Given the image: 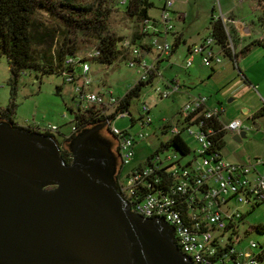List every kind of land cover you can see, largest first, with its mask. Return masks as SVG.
<instances>
[{"label": "built area", "instance_id": "built-area-1", "mask_svg": "<svg viewBox=\"0 0 264 264\" xmlns=\"http://www.w3.org/2000/svg\"><path fill=\"white\" fill-rule=\"evenodd\" d=\"M160 2L163 8L159 20H146L143 26L151 53H155L157 59L148 62L146 56H142L141 48L132 44V38L122 43L132 55L128 66L137 72L138 81L141 82L150 79L156 71L158 60L171 57L173 52L175 39L171 44L168 38L176 34L172 17L175 1ZM219 19L223 21L229 36L228 51L235 58L240 45L233 41V29L230 27L233 21L223 16ZM90 56L92 59L98 58L100 53L94 50ZM194 56L201 57L204 66L213 69L222 63L225 54L224 49L217 46L215 39L209 35L200 44L189 48L185 63L187 68L194 66ZM65 63L80 70L75 75H65L66 81L75 85L77 108L96 106L101 109L100 116L105 117L106 121L113 119L111 116L116 114L120 100L111 92L103 94L91 90V68L86 56L78 54L67 58ZM157 75L161 73L157 72ZM179 89V84H174L164 92L160 89L158 92L161 98H168ZM220 113V109L208 106L206 97H189L180 111L182 119L175 124L163 120L161 129L167 128L171 134L169 139L183 135L193 137L199 144L198 150L188 155H193V158L185 160L176 151L163 157L155 153L143 164L124 173L116 180L117 186L134 213L146 219L163 218L174 228L176 245L194 264H264L258 259L257 242L250 241L247 249L236 247L242 236L241 220L247 213L243 208H255L264 202V161L257 159L249 163H231L224 159L222 151L215 147V131L208 122L211 118L222 122ZM124 117H129L128 113L116 115L108 125L118 142L117 151L123 168H126L135 159L138 142L150 138V133L145 130L153 124V118L150 106L144 104L140 121L142 130L131 135L129 131H120L114 126L118 118ZM222 123L219 131L237 135L244 131L240 119ZM28 130L55 135L59 128L49 125L45 128L34 126ZM75 131L73 127L72 133Z\"/></svg>", "mask_w": 264, "mask_h": 264}, {"label": "water", "instance_id": "water-1", "mask_svg": "<svg viewBox=\"0 0 264 264\" xmlns=\"http://www.w3.org/2000/svg\"><path fill=\"white\" fill-rule=\"evenodd\" d=\"M103 128L77 135L67 163L54 137L0 122V264H194L165 219L123 199Z\"/></svg>", "mask_w": 264, "mask_h": 264}, {"label": "rangeland", "instance_id": "rangeland-1", "mask_svg": "<svg viewBox=\"0 0 264 264\" xmlns=\"http://www.w3.org/2000/svg\"><path fill=\"white\" fill-rule=\"evenodd\" d=\"M87 3H95L96 0H84ZM124 0H110L109 8L111 17L109 30L122 40H129L134 33L136 26L135 19L130 18L126 13ZM155 7L150 10V16L154 19L160 18L162 2L160 0H150ZM173 25L175 33H181L185 38V43L181 44L176 54L171 58V64H166L160 69L152 84L143 87L140 96L133 99L130 113L135 119L142 116V107L147 104L151 108L153 124L146 128L150 133V138L144 142H138L135 147V159L131 165L124 168V173H128L134 167L146 162L150 155L155 154L162 142L167 141L171 134H163L161 126L163 120L170 123H177L181 120L180 111L188 102L187 89L192 96H204L208 99V105L224 110L223 117L228 123L232 119L243 118L245 137L238 142L234 139L236 134L228 132L224 136L225 156L228 160L237 154L242 157L244 163L257 159L264 161V116L257 115L264 105V47L252 46L245 56H240L238 63H234L229 57H224L222 63L214 68L205 67L203 60L199 56H194V66L187 68L188 59L187 48L200 44L201 40L210 35L209 25L214 17L221 18L222 13L229 10L236 11L234 15L241 17V10H236L242 0H174ZM252 1V0H251ZM43 19L46 14L40 15ZM244 21L250 22L255 17L264 20V9L255 6L254 11L249 13ZM243 19V18H242ZM264 38V32L260 35ZM260 36L247 38L243 46L238 47V51L243 47L258 40ZM261 38V39H262ZM174 36L170 35L168 41L173 44ZM81 55L86 56L90 65V78H92L91 89L94 92H111L114 97L120 99L124 97L138 82L139 75L128 66V61L118 60L112 65L101 64L91 58L96 44L93 37H82ZM155 53L147 56L148 62H153ZM242 72V73H240ZM37 72L26 70L18 79L16 89L17 113L14 123L17 127L45 128L55 125L59 131L55 134L58 139L60 135L69 136L74 126V115L70 108L76 110L75 85L68 83L62 74H53L43 78L37 77ZM191 75V76H190ZM11 78L7 57L0 53V109L5 108L10 101ZM176 78L182 85L178 92L171 93L168 98H161L158 89L163 92L167 89L164 81ZM247 79V81H246ZM251 84V86L249 85ZM140 122V121H139ZM132 127L130 117L118 118L114 126L120 131H129L131 135L138 134L142 127L140 123ZM258 126V127H256ZM185 142L189 145L192 154L198 150L199 144L193 137L183 135ZM173 154L172 150L164 155ZM225 157V158H226ZM193 155L185 160L192 159ZM226 158V159H227ZM125 178V177H124ZM252 207H244L247 212L240 224V242L236 244L238 249L248 248L250 241H255L264 245V234L259 233L257 227L264 225V202Z\"/></svg>", "mask_w": 264, "mask_h": 264}, {"label": "trees", "instance_id": "trees-1", "mask_svg": "<svg viewBox=\"0 0 264 264\" xmlns=\"http://www.w3.org/2000/svg\"><path fill=\"white\" fill-rule=\"evenodd\" d=\"M124 1L122 4L125 5L127 15L135 19L136 22L134 33L131 37L132 44L140 47L142 56L147 58L152 53L147 41L148 35L143 33V26L146 20L156 21L150 16V10L155 7V4L150 0ZM109 2L110 0H96L95 3H87L84 0H0V53L7 57L11 74L9 80L10 101L5 108L0 109V122L17 126L14 123V117L17 113L16 89L20 75L24 74L26 70L37 72V77L39 78L53 74L65 76L79 73V69L76 70L74 67L67 66L65 61L67 58L81 53L80 39L82 37H93L95 39L96 44L93 49L99 51L100 56L93 60L101 64L112 65L120 59L126 61L132 59L130 51L122 46L125 40H122L109 30L111 17V9L108 7ZM256 2L264 9V0H256ZM42 14H46L47 18L43 19L42 16L40 17ZM262 25L264 26L263 19ZM209 30L210 35L216 41V45L224 49L225 57H229L236 64L240 56H245L252 46L264 47V38L255 40L243 47L237 52L235 58H232L231 51H228L229 36L223 21L213 17ZM232 32L233 41L236 45H239V37L236 30L233 29ZM181 44H183L182 38L176 37L172 56L177 52ZM212 70L214 71V68ZM157 72H160L158 65L156 71L151 74L147 82L138 81L124 97L120 98L116 114H112L111 117L114 118L118 114L128 113L132 121V127L141 121V117L140 119H135L130 113L131 104L133 99L140 96L143 87L153 83L158 76ZM170 85L174 84H168L169 87L167 89L170 88ZM70 111L74 115L73 127L76 131L69 138L63 135L59 140L54 134H43L54 137L57 140L61 148L62 158L67 163L72 162L70 144L77 135L104 125V131L112 136L110 127L106 124V118L100 116V108L96 106L88 107L87 109L79 107L76 110L70 108ZM223 113V110H221L220 119L225 122ZM258 116H264V105L257 115L254 116V119ZM208 122L215 131L213 138L215 147L223 153L226 132L219 131L223 123L217 118H211ZM166 129H161L163 134L168 133ZM31 132L36 133L34 131ZM112 138L114 154L119 159L117 142L114 136ZM168 150L178 152L184 159L191 153L189 145L181 136L162 142L155 153L163 154ZM123 175L124 168L120 161L115 179L118 180ZM253 209L254 207L250 210ZM257 230L259 233L264 234V225L258 226ZM258 252V259L264 261V245L259 244Z\"/></svg>", "mask_w": 264, "mask_h": 264}, {"label": "crops", "instance_id": "crops-1", "mask_svg": "<svg viewBox=\"0 0 264 264\" xmlns=\"http://www.w3.org/2000/svg\"><path fill=\"white\" fill-rule=\"evenodd\" d=\"M257 5V2H256V0H247L246 1V3L245 2H242L238 7H235V9L236 10H241V12H242V16L239 18V17H236L235 15H234V12H236V11H233V10H229V11H227V12H223L222 14V16L223 17H225V18H230V19H232V23H231V25H230V27L232 28V29H235L236 30V32H237V35H238V37H239V45L240 46H243V42L247 39V38H251V37H254V36H260L261 35V32L263 31L264 32V29H263V25H262V20H261V17H259L258 16V18L257 17H255L254 18V20H252V21H250V22H247V21H244V18H246V13H247V15L251 12H253L254 11V13H255V6ZM163 8V3H162V6H161V9ZM243 18V19H242ZM217 19V18H216ZM176 37H181L182 38V42H183V44L186 42L185 41V38H184V36L181 34V33H179V34H175V36H174V38H176ZM259 39L258 40H260L262 37L260 36V37H258ZM203 40V39H202ZM201 40V41H202ZM188 51H189V47L187 48V54H188ZM176 54V53H175ZM174 54V55H175ZM173 56H171V57H168V58H164V59H161V60H158V68L159 69H161V68H163V66L164 65H166V64H171V58H172ZM155 59H157V57L156 56H154V59L153 60H155ZM152 60V61H153ZM172 65V64H171ZM191 76V75H190ZM248 82V81H247ZM164 83H165V86H166V88H168L169 86H168V84H179V86H180V89L182 88V87H185L186 89H187V87H186V85H182L180 82H179V80L178 79H176V78H171V79H169V80H165L164 81ZM250 86H251V84H249ZM252 87V86H251ZM179 89V90H180ZM92 90V89H91ZM191 89L190 88H188L187 89V96L188 97H191L192 96V94L189 92ZM93 91V90H92ZM210 108H218V107H215V106H210V105H208ZM218 109H220V110H223V109H221V108H218ZM223 112H224V110H223ZM223 119H224V117H223ZM236 119H240V120H242V122H243V126H244V120H243V118H236ZM232 120H234V119H232ZM225 121V120H224ZM230 122V121H229ZM225 123H226V121H225ZM245 127V126H244ZM256 127H258V126H256ZM244 132V131H243ZM237 135V134H236ZM61 137L63 136V135H60ZM223 156H224V159L226 160V161H228V162H231V163H244L245 161L243 160V158L242 157H240V156H238L237 154H234V156H232L229 160H228V158L225 156V151L223 150ZM227 159H226V158Z\"/></svg>", "mask_w": 264, "mask_h": 264}, {"label": "flooded vegetation", "instance_id": "flooded-vegetation-1", "mask_svg": "<svg viewBox=\"0 0 264 264\" xmlns=\"http://www.w3.org/2000/svg\"><path fill=\"white\" fill-rule=\"evenodd\" d=\"M110 135H108L105 131H104V129L102 130V131H100L99 133H97L94 137L96 138V139H104V140H107L108 142H110L111 144H112V140H113V138H112V136H110ZM60 140V139H59ZM112 150H113V152L115 153V151H114V148H112ZM119 166H120V160L117 158V170H118V168H119Z\"/></svg>", "mask_w": 264, "mask_h": 264}]
</instances>
